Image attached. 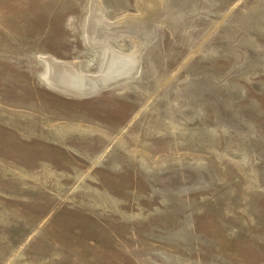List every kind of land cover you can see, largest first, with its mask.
<instances>
[{"label": "rangeland", "instance_id": "1", "mask_svg": "<svg viewBox=\"0 0 264 264\" xmlns=\"http://www.w3.org/2000/svg\"><path fill=\"white\" fill-rule=\"evenodd\" d=\"M0 264H264V0H0Z\"/></svg>", "mask_w": 264, "mask_h": 264}, {"label": "bare ground", "instance_id": "2", "mask_svg": "<svg viewBox=\"0 0 264 264\" xmlns=\"http://www.w3.org/2000/svg\"><path fill=\"white\" fill-rule=\"evenodd\" d=\"M100 48H102V53L99 60L98 72L94 74L84 73L79 70L77 65L57 60L49 55L38 56V59L44 65L43 79L47 86L56 93L66 97H71L72 95H88L87 97H91L101 89L111 85V82L114 81L112 79L116 78L118 80L119 77L123 76L120 72L125 67L123 60H120L118 55L109 52L107 48L101 46ZM112 62L114 63L111 65V69L105 74V71L110 67H107V65H110ZM14 257L16 258L17 254Z\"/></svg>", "mask_w": 264, "mask_h": 264}, {"label": "water", "instance_id": "3", "mask_svg": "<svg viewBox=\"0 0 264 264\" xmlns=\"http://www.w3.org/2000/svg\"><path fill=\"white\" fill-rule=\"evenodd\" d=\"M80 96L83 97V98H85V97H87L88 95H77V96H76V95H72L71 97H80Z\"/></svg>", "mask_w": 264, "mask_h": 264}]
</instances>
